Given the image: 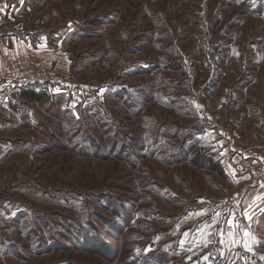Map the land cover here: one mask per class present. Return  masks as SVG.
Here are the masks:
<instances>
[{"label": "rangeland", "instance_id": "rangeland-1", "mask_svg": "<svg viewBox=\"0 0 264 264\" xmlns=\"http://www.w3.org/2000/svg\"><path fill=\"white\" fill-rule=\"evenodd\" d=\"M3 37L51 82L0 83V264H264V0H0Z\"/></svg>", "mask_w": 264, "mask_h": 264}, {"label": "built area", "instance_id": "built-area-1", "mask_svg": "<svg viewBox=\"0 0 264 264\" xmlns=\"http://www.w3.org/2000/svg\"><path fill=\"white\" fill-rule=\"evenodd\" d=\"M51 82V72L29 58L10 61L0 74V83L12 85L19 90L33 89Z\"/></svg>", "mask_w": 264, "mask_h": 264}, {"label": "crops", "instance_id": "crops-1", "mask_svg": "<svg viewBox=\"0 0 264 264\" xmlns=\"http://www.w3.org/2000/svg\"><path fill=\"white\" fill-rule=\"evenodd\" d=\"M9 40L8 38H5V37H3L2 39L0 38V42L1 41H3V42H1L2 43V45H0V47H1V49H0V59H2V58H4V57H6V55H12L13 53H14V50H11V49H9V50H6V47H5V40ZM4 90H1L0 89V107L1 108H3V106L1 105V104H3L4 103ZM0 118H3L2 116H0ZM258 157H263V156H258ZM247 178V177H246ZM263 180H264V174H263V178H262ZM264 182V181H263Z\"/></svg>", "mask_w": 264, "mask_h": 264}, {"label": "trees", "instance_id": "trees-1", "mask_svg": "<svg viewBox=\"0 0 264 264\" xmlns=\"http://www.w3.org/2000/svg\"><path fill=\"white\" fill-rule=\"evenodd\" d=\"M19 90V89H18ZM34 90L36 89H29V90H20V95L22 98L24 99H28L30 101H34V102H37V103H42V102H45L47 101L43 95H39V94H36L34 92Z\"/></svg>", "mask_w": 264, "mask_h": 264}]
</instances>
